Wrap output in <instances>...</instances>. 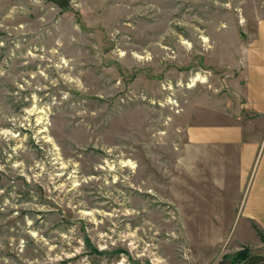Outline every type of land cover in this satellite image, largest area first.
<instances>
[{
	"label": "rangeland",
	"instance_id": "obj_1",
	"mask_svg": "<svg viewBox=\"0 0 264 264\" xmlns=\"http://www.w3.org/2000/svg\"><path fill=\"white\" fill-rule=\"evenodd\" d=\"M260 19L264 0H0V264H215L255 245L230 252L237 219L196 211L184 131L239 112Z\"/></svg>",
	"mask_w": 264,
	"mask_h": 264
},
{
	"label": "crops",
	"instance_id": "obj_2",
	"mask_svg": "<svg viewBox=\"0 0 264 264\" xmlns=\"http://www.w3.org/2000/svg\"><path fill=\"white\" fill-rule=\"evenodd\" d=\"M232 79L239 112L228 114L230 122L199 120L186 126L185 168L192 171L189 184L202 203L196 211L223 220L229 229L234 225L227 220L237 219L239 245L230 252L239 250L246 241L255 242L245 245L249 252L241 260L215 264H264V239L254 235L257 228L264 238V19L257 21L241 67ZM251 114L260 126L255 127L245 117Z\"/></svg>",
	"mask_w": 264,
	"mask_h": 264
},
{
	"label": "trees",
	"instance_id": "obj_3",
	"mask_svg": "<svg viewBox=\"0 0 264 264\" xmlns=\"http://www.w3.org/2000/svg\"><path fill=\"white\" fill-rule=\"evenodd\" d=\"M249 252V250H246L244 252H236L233 254L231 261H239L241 260L247 253Z\"/></svg>",
	"mask_w": 264,
	"mask_h": 264
}]
</instances>
